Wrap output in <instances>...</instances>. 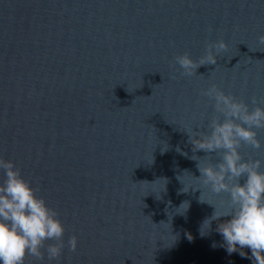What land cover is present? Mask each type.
<instances>
[{"label":"water","instance_id":"water-1","mask_svg":"<svg viewBox=\"0 0 264 264\" xmlns=\"http://www.w3.org/2000/svg\"><path fill=\"white\" fill-rule=\"evenodd\" d=\"M260 35L264 0H0V156L65 225L58 261L24 264H252L221 246L217 221L201 234L214 207L190 189L206 153L187 131L208 130L213 83L264 98ZM219 39L216 65L182 75L176 56ZM259 138L246 158L264 160Z\"/></svg>","mask_w":264,"mask_h":264},{"label":"clouds","instance_id":"clouds-1","mask_svg":"<svg viewBox=\"0 0 264 264\" xmlns=\"http://www.w3.org/2000/svg\"><path fill=\"white\" fill-rule=\"evenodd\" d=\"M258 42L264 45V35ZM227 50L228 43L219 39L208 43L198 60L185 52L175 57V63L183 70L182 75L190 77L201 66L216 65L217 57ZM202 95L214 102V113L207 131H187L193 150L206 153L196 159L200 175L192 174L200 186L190 189L202 190L201 195L208 189L219 199L202 200L200 195L201 202L214 207L201 225V234H207L212 222L217 221L216 231L223 237L221 246L229 254L238 252L252 264H264V160L246 158L242 152L244 147H262L259 130L264 129V98L253 96L255 107H251L215 83L202 90ZM181 191L189 189L183 187ZM38 193L39 187L22 174L14 160L0 156V264H24L26 257L43 260L45 254L49 261L59 260L65 246V225L57 209ZM184 205L186 211L189 202L180 207ZM77 244L75 235L67 241L73 252Z\"/></svg>","mask_w":264,"mask_h":264}]
</instances>
